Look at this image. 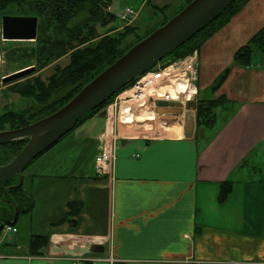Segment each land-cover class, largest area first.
Listing matches in <instances>:
<instances>
[{
  "label": "crops",
  "instance_id": "0c3cea01",
  "mask_svg": "<svg viewBox=\"0 0 264 264\" xmlns=\"http://www.w3.org/2000/svg\"><path fill=\"white\" fill-rule=\"evenodd\" d=\"M259 33L262 49L236 62ZM197 53L198 98L217 102L210 125L194 116L189 138L124 139L98 165L104 118L80 122L21 174L33 200L23 216L39 198L42 229L1 234L0 264L264 263V0H249ZM32 234L48 236L40 256L29 254Z\"/></svg>",
  "mask_w": 264,
  "mask_h": 264
},
{
  "label": "trees",
  "instance_id": "16d2710c",
  "mask_svg": "<svg viewBox=\"0 0 264 264\" xmlns=\"http://www.w3.org/2000/svg\"><path fill=\"white\" fill-rule=\"evenodd\" d=\"M113 0H42V3L33 2L29 0H0V8L5 7L6 5L13 3L17 5H27L32 10L35 11L36 15L42 14V18L45 20H53L55 24L60 25L63 28V34L66 33L68 36L65 38L59 39H49L46 42H41L40 48L38 51L40 60L44 66L55 58H59L68 51H72V57L70 64L60 69L58 68L53 77L49 79L48 85L43 82H34L28 84L27 86L16 87V93L19 96L25 98L36 99V102L43 104L44 107L42 114L39 118L34 119L31 122H27L24 117V113L16 110H11L5 112L0 116V125L2 123H8L11 125L12 129H17L28 125L29 123L35 122L43 117H46L65 103H67L75 94L89 81H91L95 76L93 75L88 82H85L80 88L70 89L66 92H63V95L57 100H52V96L60 91L63 88L72 85L74 82H78L90 71L97 66L99 60L106 62L108 59V65L112 64L117 60L121 55L130 49L133 45L139 42L142 38H139L136 42L131 44H126L124 47H120L118 50L119 41L116 40L118 36H108L107 39L102 41L97 48L90 47L86 43L95 36V24L90 26L85 25L88 23L98 22L107 24L112 19L113 15L107 14L104 10L112 3ZM185 5H187L192 0H184ZM249 0H234L214 21L206 25L201 31L196 33L188 42L184 45L173 51L171 54L167 55L164 58L175 59V56L183 57L192 53L194 50H198L200 46L212 36L215 32L221 29L232 16H234L239 10L248 2ZM39 3V4H38ZM185 7V6H184ZM157 10H162V8H156ZM83 10L88 15V18L85 20L84 26L73 31L72 29H65L69 18L74 17L76 14L74 12H79ZM82 11V12H83ZM81 25V24H80ZM81 29V30H80ZM85 29V31H83ZM153 31V30H152ZM151 31V32H152ZM149 32V33H151ZM149 33L147 35H149ZM121 35V34H120ZM146 36V35H145ZM43 43V45H42ZM257 46L258 49H262V33H259L253 36L249 42L242 46L234 55V60L238 63L244 62L247 63L250 60V55L252 49ZM43 47V48H42ZM175 55L174 57H169L170 55ZM42 64V65H43ZM86 76V75H85ZM131 84V83H130ZM129 84V85H130ZM128 86V85H127ZM126 86V87H127ZM122 90V89H121ZM74 91V92H73ZM116 95V94H115ZM114 95V96H115ZM113 96V97H114ZM109 98L104 102L103 105L111 103L112 98ZM32 99V100H33ZM57 101V102H55ZM55 102V103H53ZM50 104V105H48ZM217 104L215 101H197V107L195 110V119L197 124L210 125L211 122V110ZM51 107V109H50ZM104 107V106H103ZM100 109H95L83 117L80 118L76 126L98 114ZM26 143V139L13 141L3 147L10 149V156L12 159L20 150V146H23ZM38 158V157H37ZM9 159V160H10ZM1 165V164H0ZM230 191L229 183H224L221 188L220 196L224 199ZM15 198V199H13ZM18 206L16 208L15 206ZM71 204L68 207L71 209ZM33 208V200L30 196L25 194L22 189V184L19 185V179L14 177L3 184L0 185V236L2 234L3 226L15 225L17 219L20 215L27 214ZM12 212H14L12 214ZM12 214V215H11ZM12 220L10 221V217ZM13 222V223H11ZM48 244L47 235L32 234L29 238V254L32 256L42 255L43 248ZM220 264H264L261 262H250V263H220Z\"/></svg>",
  "mask_w": 264,
  "mask_h": 264
},
{
  "label": "rangeland",
  "instance_id": "374dc122",
  "mask_svg": "<svg viewBox=\"0 0 264 264\" xmlns=\"http://www.w3.org/2000/svg\"><path fill=\"white\" fill-rule=\"evenodd\" d=\"M29 1L42 3V0H29ZM239 1L241 0H238L237 3H239ZM184 2H185L184 0H113L110 6H108L107 9L104 10L107 14L113 15L109 23L104 25V23L98 21L96 23L93 22V23L85 24L84 22L86 18H88V15L86 14V12L81 10L79 12H74L76 15L74 17L69 18L67 24L64 27L66 30L67 28L72 29L76 27V29L73 30L75 31L78 28L82 29L84 24L88 26L95 24V36L91 38L86 44L93 48L96 46L95 48H97V45H99L102 41L107 39L108 36L111 37L118 36L116 37L118 38L116 40L119 41V45H118V50H119L120 47H124L126 44L134 43L139 38L142 37L145 38L149 32H151L152 30L154 31L155 29L162 26L169 19H171L178 12H180L184 8V6H186ZM157 7L162 8V10L160 11L157 10L156 9ZM126 9L132 10V12H127ZM125 11L127 12L126 14L124 13ZM121 13L122 15H125L124 16L125 19L120 18ZM3 15L36 16L38 19V31H37L36 39L34 41L2 40L1 17ZM62 31L63 28L60 25L55 24L53 20H48V21L46 19L44 20L42 18L41 13L40 15H36L35 11L32 10L27 5H17L16 3L15 4L10 3L3 8H0V116L3 115L5 112L16 110L23 112L27 122H31L34 119L39 118L42 114H44V111H42V109L44 108L42 106L43 104L40 103L38 104L36 102V99L34 100L33 98H32L33 100L32 99L29 100L25 98V100L19 101L18 99L22 97H20L19 94L14 91H16L15 89H17L16 87H19V85L25 87L28 84L34 83L35 81L41 83L43 82L44 84L48 85L49 79L53 77V75L55 74L58 68L63 69L70 64L72 51L66 52L64 55H62L59 58L50 60L45 66L42 63V60H40L38 54L39 49L41 50L40 48L41 42L44 43L46 42V40L49 39H59V38L66 39L68 34L66 33L63 34ZM83 31H85V29ZM174 56L175 55L173 54L170 55L169 57H174ZM178 58H182V57H178ZM178 58L175 56V59ZM108 61L109 59L106 62L101 63V61L99 60L97 66L93 69V71H90L87 74H85L86 76L84 75V77H82L81 80H78V82H74L72 83V85H69L68 87L63 88V90L61 89L60 91L56 92L51 99L59 101L58 99L60 98V96L63 95V92H66L67 90L69 91L70 89L74 90L80 88L85 82H88L93 75L95 76L98 72L100 73L107 66H109ZM28 67H33L35 70L34 73H32L29 76H25L16 82L14 81L5 84L1 82L2 77ZM172 92L173 91L171 92L166 91V93H170V94ZM114 98L115 97L112 98L111 103L107 105H102L100 111L101 110L105 111L104 126L106 127L111 126V128L113 127V132H116L115 133L116 136H114L115 150L119 146L120 142L124 141V139L146 138L152 140L155 138L168 137L170 135H168L167 131L162 129L160 125L166 128L170 127L168 125L171 126L179 125V123H176V121L173 119V116L168 115L169 110H167L168 112L164 110L165 112L161 114H159L158 112L159 115L158 116L155 115V119L152 118L153 114L149 112L148 116L150 117L148 118V120L151 121L147 120L144 123H140V124L137 123L135 124V126L132 125L134 126L133 130H126L123 131V133L121 134H117V114L119 111V104H118V100ZM200 98L201 99L209 98V95L208 93H206L205 90H203L200 93ZM13 100H17V102H14L16 103V105L13 103ZM111 105H113L114 107L112 108V110H109L111 114L108 115L106 111H108V107L109 106L111 107ZM191 116L193 117L195 116L194 112L186 113L185 119H183L184 121L183 125H181V135H175V137L182 136L184 123H187V120ZM162 120H165L166 122L169 123H166L164 125ZM13 129L10 124L5 122L2 123V125H0V132L13 130ZM99 136L100 135H98L97 138H99ZM23 146H20V150ZM10 155H11L10 149L1 146L0 164L1 165L7 164L11 160ZM114 158H115V154L112 160ZM33 163H31L30 165H32ZM28 167L30 166L28 165L26 169H28ZM24 174L25 172L23 173V175ZM34 200H35V206H34V210L32 211V214L31 215L28 214L26 216L21 215L20 219H18V221L16 222L17 228L19 230V233L17 235L24 236L27 234V232H30L31 230L42 229V223L39 222L40 219H42V208L40 207V199L35 198ZM15 207L18 208L17 205ZM13 213L14 212H12V214ZM10 218L11 221L12 216ZM24 219L26 220L25 223H24ZM11 228H14L16 230L15 225H11ZM12 234H13L12 232L2 233L1 238L3 239L4 237L10 239V237L9 238L7 236L5 237V235L11 236Z\"/></svg>",
  "mask_w": 264,
  "mask_h": 264
},
{
  "label": "water",
  "instance_id": "95a60500",
  "mask_svg": "<svg viewBox=\"0 0 264 264\" xmlns=\"http://www.w3.org/2000/svg\"><path fill=\"white\" fill-rule=\"evenodd\" d=\"M233 1H190L175 16L133 45L85 84L58 110L24 127L1 131L0 147L23 139H26V143L7 164L0 165V185L14 177L19 178L20 185V177L26 167L69 133L81 117L95 109H101L105 101L188 42L196 33L214 21ZM36 34L37 17L35 16L3 15L1 17L2 40L34 41ZM33 71V67L18 70L2 77L1 82L5 84L18 81ZM156 106L159 114L167 111L165 107H168L169 112L178 115L183 112L178 103L157 102ZM184 108L193 112L196 109V102L188 101ZM99 117H105L104 110L100 111ZM193 129L194 117L191 116L187 120L183 136L191 137ZM103 250V246L97 244L90 248L94 253H102Z\"/></svg>",
  "mask_w": 264,
  "mask_h": 264
},
{
  "label": "built area",
  "instance_id": "2783aa9c",
  "mask_svg": "<svg viewBox=\"0 0 264 264\" xmlns=\"http://www.w3.org/2000/svg\"><path fill=\"white\" fill-rule=\"evenodd\" d=\"M127 10V9H126ZM127 12H132V10H127ZM124 12L125 14L127 13ZM125 15L120 14L121 19H125ZM198 53L194 50L192 53L183 56L178 59H168L163 58L157 62L153 67L148 69L143 74L139 75L133 79L128 86L123 87L116 96L118 100L119 111L117 114V134H121V129L125 124L126 118L131 119L134 114L137 113L145 118L149 117L148 113H152L155 119V115L158 116L157 112V102L165 103H178L182 108L181 114H175L169 112L168 115L173 116L176 123L179 126L183 124V119L185 118L188 110L184 108L185 103L188 101L197 102L198 99V89H197V78H198ZM157 88V91L150 92L151 88ZM177 87L175 94L166 93L168 88ZM114 98V99H115ZM143 106V107H142ZM110 107V106H109ZM108 107L107 114H111L109 110L114 107ZM164 109L168 110V107ZM114 111V110H113ZM151 121V120H148ZM140 122V123H144ZM164 125L165 120H162ZM174 122V121H173ZM135 124V123H133ZM105 126L100 133L98 138V150L94 157V162L98 165H105L112 161L115 154L114 139L116 136L113 132V127ZM110 129V130H109ZM15 229L11 228V225H4L3 233H15ZM85 263L84 261L74 262L73 264Z\"/></svg>",
  "mask_w": 264,
  "mask_h": 264
},
{
  "label": "bare ground",
  "instance_id": "6f19581e",
  "mask_svg": "<svg viewBox=\"0 0 264 264\" xmlns=\"http://www.w3.org/2000/svg\"><path fill=\"white\" fill-rule=\"evenodd\" d=\"M150 88H151L150 92H155V91H157V88H153V87H150ZM173 89H174V90H173ZM177 89H178L177 87H174V88H168V91H169V92L173 91L171 94L174 95ZM137 117H139V118H137ZM149 117H150V116H149ZM149 117L145 118V117H143V116H141V115L135 113V114H134V117L132 118V121H131V119L126 118V121H124L125 124L123 125V128L121 129V132H122V131H126V130H133V127L135 126V124H137V123L140 124V122L147 121ZM133 123H135V124H133ZM132 125H134V126H132ZM141 125H142V124H141ZM182 125H183V124H182ZM136 126H137V125H136ZM168 126H170V127L166 128V127H163V126L160 125V127H161L162 129L166 130L167 133H168V135H170V136H168V137H172V138H174L175 135H181V127H180L179 125H173V126L168 125ZM149 127H150V126H149ZM161 128H160V129H161ZM134 130H135V129H134ZM140 131H141V130H140ZM162 131H163V130H162ZM141 132H142V131H141ZM122 133H123V132H122ZM132 133H133V132H132ZM132 133H131V134H132ZM133 134H134V133H133ZM129 135H130V134H129Z\"/></svg>",
  "mask_w": 264,
  "mask_h": 264
},
{
  "label": "flooded vegetation",
  "instance_id": "af4514ba",
  "mask_svg": "<svg viewBox=\"0 0 264 264\" xmlns=\"http://www.w3.org/2000/svg\"><path fill=\"white\" fill-rule=\"evenodd\" d=\"M36 17V16H35ZM37 31H38V19H37ZM36 36H37V34H36ZM35 71V70H34ZM34 71L32 72V73H34ZM31 73V74H32ZM31 74H29V75H31ZM29 75H27V76H29Z\"/></svg>",
  "mask_w": 264,
  "mask_h": 264
}]
</instances>
